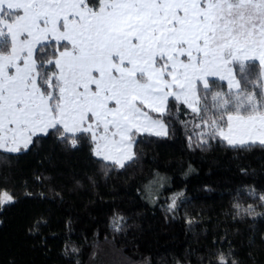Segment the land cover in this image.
<instances>
[{
  "label": "snow or ice",
  "instance_id": "obj_1",
  "mask_svg": "<svg viewBox=\"0 0 264 264\" xmlns=\"http://www.w3.org/2000/svg\"><path fill=\"white\" fill-rule=\"evenodd\" d=\"M189 123V146L264 150V0H0V152L50 138L127 171L145 135ZM16 199L4 190L0 206ZM244 199L264 207V189L241 184L232 204L240 221L264 217ZM211 256L243 264L231 247Z\"/></svg>",
  "mask_w": 264,
  "mask_h": 264
},
{
  "label": "trees",
  "instance_id": "obj_2",
  "mask_svg": "<svg viewBox=\"0 0 264 264\" xmlns=\"http://www.w3.org/2000/svg\"><path fill=\"white\" fill-rule=\"evenodd\" d=\"M191 128L145 135L127 171L50 138L23 154L0 152V193L17 197L0 206V264H211V253L229 247L243 264H264V217L240 221L232 207L237 186L264 189V150L189 146ZM240 203L264 213L255 199ZM116 216L124 218L118 231Z\"/></svg>",
  "mask_w": 264,
  "mask_h": 264
},
{
  "label": "rangeland",
  "instance_id": "obj_3",
  "mask_svg": "<svg viewBox=\"0 0 264 264\" xmlns=\"http://www.w3.org/2000/svg\"><path fill=\"white\" fill-rule=\"evenodd\" d=\"M254 64H252V66H253Z\"/></svg>",
  "mask_w": 264,
  "mask_h": 264
}]
</instances>
